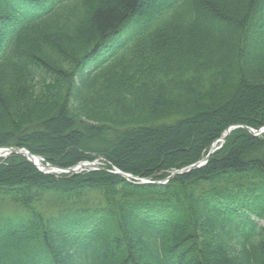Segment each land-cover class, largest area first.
<instances>
[{
    "label": "trees",
    "instance_id": "1",
    "mask_svg": "<svg viewBox=\"0 0 264 264\" xmlns=\"http://www.w3.org/2000/svg\"><path fill=\"white\" fill-rule=\"evenodd\" d=\"M264 0H0V264H264Z\"/></svg>",
    "mask_w": 264,
    "mask_h": 264
},
{
    "label": "water",
    "instance_id": "2",
    "mask_svg": "<svg viewBox=\"0 0 264 264\" xmlns=\"http://www.w3.org/2000/svg\"><path fill=\"white\" fill-rule=\"evenodd\" d=\"M240 126H243V125H240ZM237 127H239L238 125L237 126H231V127H229L226 131H225V133L222 135V137L220 138V139H218L217 141H215V143L212 145V147H211V150H210V152L208 153V155L204 158V159H202L200 162H198L197 164H192L191 166H190V169H193V168H195V167H197V166H202V165H204L208 160H209V158L211 157V155L216 151V150H218L219 148H221L222 147V145L221 146H219V147H217V144L219 143V142H222V143H224L225 141H226V139H227V137H228V135L232 132V130H234L235 128H237ZM249 128V130L251 131V132H253L254 134H256V135H258V132L254 129V128H251V127H248ZM5 150V149H4ZM9 153H13V154H21V155H24V156H26V157H28V159H30L31 161H33L35 164H36V166H38L41 170H43L46 166L43 164L42 166L41 165H39V164H37V162H36V160L34 159V158H40L38 155H35V154H33L31 151H29V150H27V149H20V150H18V149H14V148H9V151H8ZM2 154L0 153V156H1ZM42 158V157H41ZM43 159V158H42ZM47 166H50V167H52L50 164H48ZM90 168V169H92V170H97V169H105V168H101V167H99V166H97V164L95 163V162H84V163H80L78 166H76V167H73V168H69V169H61V168H58V167H55V170H59V171H61V172H73V171H77V170H79V169H84V168ZM106 170V169H105ZM111 172H113V173H115V174H118V175H121V176H123V177H126L127 179H129L131 182H133V183H136V181H133V180H131V178H134V179H140L139 177H136V176H133L132 174H129V173H126V172H123V171H121V170H116V171H111ZM178 172L176 171V172H174V173H172V175L171 176H169L166 180H165V182H167V181H169L171 178H173L176 174H177ZM137 183H140V184H162V183H164L163 181H150V180H145V179H143L141 182H137Z\"/></svg>",
    "mask_w": 264,
    "mask_h": 264
},
{
    "label": "rangeland",
    "instance_id": "3",
    "mask_svg": "<svg viewBox=\"0 0 264 264\" xmlns=\"http://www.w3.org/2000/svg\"><path fill=\"white\" fill-rule=\"evenodd\" d=\"M218 144H220V143H218ZM0 158H2V157H0ZM15 208H16V206H14L13 204L0 202V209L10 211V210H13Z\"/></svg>",
    "mask_w": 264,
    "mask_h": 264
},
{
    "label": "bare ground",
    "instance_id": "4",
    "mask_svg": "<svg viewBox=\"0 0 264 264\" xmlns=\"http://www.w3.org/2000/svg\"><path fill=\"white\" fill-rule=\"evenodd\" d=\"M34 159L36 160L37 164H39L41 166L43 165V162L40 158H34Z\"/></svg>",
    "mask_w": 264,
    "mask_h": 264
}]
</instances>
